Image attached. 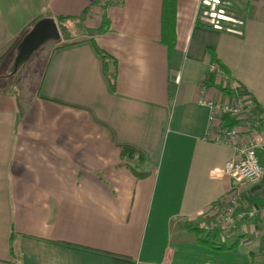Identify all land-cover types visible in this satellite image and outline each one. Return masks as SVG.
Here are the masks:
<instances>
[{
  "label": "crops",
  "instance_id": "0c3cea01",
  "mask_svg": "<svg viewBox=\"0 0 264 264\" xmlns=\"http://www.w3.org/2000/svg\"><path fill=\"white\" fill-rule=\"evenodd\" d=\"M96 1L0 0V68L40 15L78 26L63 32L77 43H46L14 92L0 89V264H17L12 235L23 264H264V176L222 175L237 151L217 140L223 115L199 101L209 74L233 93L211 86L205 96L249 105L264 130V0L204 5L233 20L223 29L197 24L202 0H178L171 51L163 0ZM94 41L118 61L115 90ZM212 52L227 79L212 71ZM119 145L142 151L151 173L118 166ZM258 151L264 165V144ZM233 189L257 216L206 229Z\"/></svg>",
  "mask_w": 264,
  "mask_h": 264
},
{
  "label": "built area",
  "instance_id": "2783aa9c",
  "mask_svg": "<svg viewBox=\"0 0 264 264\" xmlns=\"http://www.w3.org/2000/svg\"><path fill=\"white\" fill-rule=\"evenodd\" d=\"M212 2L214 0H202L199 14L204 20L213 24L214 27H220L221 22L218 13L211 11V8L204 7V5L210 6ZM212 71L219 78L227 79L228 74L217 63H212ZM203 91L205 89H202ZM199 101L201 104L208 105L214 112H220L223 116L226 113H230L239 120L232 128L222 129L221 135L217 137L220 142L232 144L237 151V154L222 169V175L236 176L250 182L259 181L264 175V165L259 160L257 148L264 144V130H258V120H252L249 117L251 113L242 121L240 114L242 110H247L245 107L247 105L242 102L238 103V105L219 103L213 98H208L205 94L200 95ZM215 116V114H212V120L215 119ZM220 121H222V118ZM249 131L254 133L253 139L242 140L240 138L241 134ZM216 206L215 219L206 226V229L215 228V230H220L221 234L235 229L242 220L254 218L258 213V208L253 207L256 206L253 200L243 196L240 191L235 189L230 190L227 195L222 197Z\"/></svg>",
  "mask_w": 264,
  "mask_h": 264
},
{
  "label": "trees",
  "instance_id": "16d2710c",
  "mask_svg": "<svg viewBox=\"0 0 264 264\" xmlns=\"http://www.w3.org/2000/svg\"><path fill=\"white\" fill-rule=\"evenodd\" d=\"M105 1H106V5H104V8H106L110 2L108 0H105ZM99 2H100V0L94 2L93 5L100 4ZM177 4H178V0H163V2H162L161 42L164 43L165 45H167L168 49L170 51L173 50V48H175L176 41H177ZM88 11H89V9H86L84 11V15ZM218 15L220 17L219 20L221 22L220 28H222V29L225 27L223 23L233 21L232 19L227 18V16H225V15H220V14H218ZM42 17H44V15H40L39 17L34 19L30 24H28L24 28L23 34L21 35L20 38H22L23 35L30 29V27L38 19H40ZM74 17H76V16H74ZM74 17L66 16V15L58 16V22H59L60 27H61V23L63 21H65L67 19L74 18ZM199 17H200V19H199ZM104 21H107V15H105ZM197 24L203 25L206 27H214L213 24H211V23L208 24V21H205L201 17V15L198 16ZM20 38H18L17 41H19ZM17 41H16V43H17ZM75 43H77V41H73V42H61V41H59L57 48L64 47L67 45H72ZM94 45H95V49H96L97 53L100 55V57L102 59L103 72H104V75L106 76V78L108 80L110 88L112 90H115L116 85H117V78H118V61H117L116 57L112 56L106 50L101 48L95 41H94ZM211 54H212V63H217L218 65H220V67L224 70V72L226 74H228L229 71L225 67V65L222 63L220 58L214 52H212ZM201 86H202V89H205V91L201 92V95H204L206 90L211 86H215V87L225 91L228 94L233 93V91L227 87H223L218 83H216V84L212 83V81L209 78V74L206 75L202 79ZM249 117L252 120L256 119V117L252 113ZM238 122H239V120L236 118V116H233L230 113H226L222 117L221 128L223 130L230 129L234 125H236ZM100 125L105 128V126L103 124H100ZM258 126H259V128H261L260 122H258ZM119 149H120V156H121L122 161L119 163L120 165H118V166H121V167L127 166V167L131 168L134 171V173L137 175V177H139V178H144L151 173V170L148 167L147 158L142 151H140L139 149H137L133 145H119ZM257 155L259 157L260 162L262 163V155L258 151V148H257ZM208 232H209V234H212L211 232H213V231H208ZM13 238H14V235H12L11 240H10V246H11L10 251H11L12 255L14 256L17 264H23L21 255L18 252H16V250L13 246ZM236 244H232L229 248L235 247Z\"/></svg>",
  "mask_w": 264,
  "mask_h": 264
},
{
  "label": "water",
  "instance_id": "95a60500",
  "mask_svg": "<svg viewBox=\"0 0 264 264\" xmlns=\"http://www.w3.org/2000/svg\"><path fill=\"white\" fill-rule=\"evenodd\" d=\"M61 37L60 25L54 17L44 16L38 19L16 46L15 56L9 67L10 75L17 73L42 45L59 41Z\"/></svg>",
  "mask_w": 264,
  "mask_h": 264
},
{
  "label": "rangeland",
  "instance_id": "374dc122",
  "mask_svg": "<svg viewBox=\"0 0 264 264\" xmlns=\"http://www.w3.org/2000/svg\"><path fill=\"white\" fill-rule=\"evenodd\" d=\"M99 3L100 4L104 3L106 5V1L105 0H100ZM102 8H104V5H103ZM104 9H106V8H104ZM61 27L62 28H60V29L62 31V37L59 40L61 42L62 41L63 42L65 41L64 40V37H63V32H66V33H68V32L69 33H74L78 29V26H77V24L75 22H70L69 25L66 22H62L61 23ZM20 40L17 41V43L14 45V48H13V52H12L11 57H8L7 60H6V62L0 68V89L10 90V92H14L13 86L16 85V83H18V80L20 78L21 72L23 71V69L26 66V63H25L20 68V70L17 73L10 75V68L9 67H10V65L12 63V60H13L14 56H15L16 46L18 45V43L20 42ZM59 41H54V42H59ZM47 49H48L47 44L42 45L34 53V55L31 58L39 59L41 55H46L47 54L46 53ZM236 105H238V103H236ZM245 107L247 108V110H242V113L240 114L241 115V118H242V121L245 120V118L247 117V115H249L250 113H252L251 107L249 105L248 106H245ZM258 130H259V128H258ZM248 140H252V138H250ZM246 197L249 198V199H251V200H253L251 196L250 197L246 196ZM253 202L255 203V200H253ZM253 207H255L257 209V204H256V206H253Z\"/></svg>",
  "mask_w": 264,
  "mask_h": 264
}]
</instances>
